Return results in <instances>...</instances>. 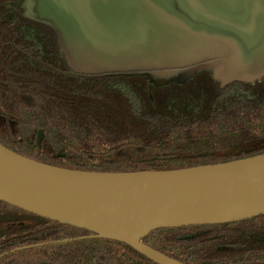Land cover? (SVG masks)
<instances>
[{
	"label": "trees",
	"instance_id": "16d2710c",
	"mask_svg": "<svg viewBox=\"0 0 264 264\" xmlns=\"http://www.w3.org/2000/svg\"><path fill=\"white\" fill-rule=\"evenodd\" d=\"M0 0V144L69 170L173 171L264 154V79L223 85L211 70L153 86L149 76L80 74L55 32ZM42 135V140H39ZM0 201V264H156L130 246ZM79 239V240H76ZM184 264H264V215L160 229L143 239Z\"/></svg>",
	"mask_w": 264,
	"mask_h": 264
},
{
	"label": "water",
	"instance_id": "95a60500",
	"mask_svg": "<svg viewBox=\"0 0 264 264\" xmlns=\"http://www.w3.org/2000/svg\"><path fill=\"white\" fill-rule=\"evenodd\" d=\"M9 5L52 29L60 52L80 74L154 76L153 86L183 82L203 69L215 70L223 85L264 79V0H18ZM224 59L240 71L226 74L218 63ZM165 68L177 71L161 79L155 71ZM0 201L89 231L91 238L124 243L156 264H184L143 239L160 229L263 216L264 154L173 171L113 173L55 167L0 144ZM69 241L74 240L16 248L0 259Z\"/></svg>",
	"mask_w": 264,
	"mask_h": 264
},
{
	"label": "flooded vegetation",
	"instance_id": "af4514ba",
	"mask_svg": "<svg viewBox=\"0 0 264 264\" xmlns=\"http://www.w3.org/2000/svg\"><path fill=\"white\" fill-rule=\"evenodd\" d=\"M16 1H18V0H16ZM12 2V1H11ZM13 2H15V1H13ZM10 4V3H9ZM7 5V8L8 9H10V10H17V9H13V8H11V6L10 5ZM218 63H222V65H225L226 67H225V69H222V70H224L225 72H226V74H227V72L228 71H235V72H239L240 71V69L236 66V65H234V64H228V59H224V60H220ZM204 70V69H203ZM209 70H211L212 71V69H209ZM175 71H177V70H175V69H168V68H165V69H162V70H160V71H155V73H159V76H160V78L162 79L163 77H164V75H170V73L171 72H175ZM150 73V72H149ZM212 73H215V70H214V72L212 71ZM156 74V76H158ZM127 75V74H126ZM214 75V74H213ZM158 76V77H159ZM153 77L154 76H150L149 77V79H150V82H151V79H153ZM182 77L180 76V78H179V80H182V79H184V78H186V79H184V81L185 80H187V79H189L187 76H185V77H183L182 79H181ZM183 81V82H184Z\"/></svg>",
	"mask_w": 264,
	"mask_h": 264
}]
</instances>
